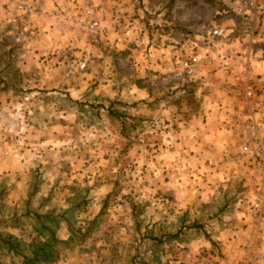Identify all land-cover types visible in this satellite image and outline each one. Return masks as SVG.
<instances>
[{"label": "rangeland", "instance_id": "rangeland-1", "mask_svg": "<svg viewBox=\"0 0 264 264\" xmlns=\"http://www.w3.org/2000/svg\"><path fill=\"white\" fill-rule=\"evenodd\" d=\"M258 33L264 0H0V264L51 234L55 264H226L233 197L202 181L221 141L203 97L215 73L242 77L229 46L264 67ZM197 53L211 70L172 79ZM242 164L237 203L255 183Z\"/></svg>", "mask_w": 264, "mask_h": 264}, {"label": "crops", "instance_id": "crops-1", "mask_svg": "<svg viewBox=\"0 0 264 264\" xmlns=\"http://www.w3.org/2000/svg\"><path fill=\"white\" fill-rule=\"evenodd\" d=\"M253 43H258L264 39V34L258 33L255 34V37L253 38ZM255 45V44H254ZM255 46H260V44H256ZM228 48H232L234 52L244 54L247 59L248 66L250 67V70L253 74H256L258 78L255 86H256V94L257 97L251 101V105L249 107H242L241 103L238 101L236 94L240 92L243 88V76L237 77V78H231L229 77H223V75L220 72L215 73V77H218V84H220L221 87V94H216V97L214 98L213 95L210 96V99H207L206 97H203V105L205 104V109L203 111V116L205 118H213L212 120L213 124H210V136H212L213 133H220L221 141L218 140L217 144L214 146L216 149V152L214 153L215 159L213 158L209 162L211 163V166H213V169H210L211 172L207 173L204 179L202 181H205L206 183L213 184L211 186V194H214L217 197V195H220L221 197L226 194H230L233 197V203L231 206L225 205V209H229L230 211L226 215V219H229L231 226V232H227V236L230 238L229 245L230 246H224V253L226 264H234L235 259L238 257L239 250L237 251L236 258L230 259L229 256L233 255L229 249L231 248V245H242L246 240L248 236V225H247V216H246V202L243 203H237V196L239 193L236 194V191L230 190L231 185L233 181L242 182L243 185L245 183H249V173L248 169L243 168V160L234 159L230 161H224L222 158L225 155L223 153L224 147L229 145L231 147L237 146L238 142L241 140L242 136H239V132L235 129L231 128V123L234 119L239 118L243 119L245 116L250 115L251 117L258 120V116L262 115V112L264 110V67L261 61H259L258 56L256 59L251 60L248 55L250 54V51H252V48L254 50H257V47H250L247 46L246 48L241 47L237 48V46ZM226 48V49H228ZM226 54V52H225ZM198 56H204L203 54H198ZM227 55V54H226ZM218 63V61H217ZM231 65L236 63H232L229 61ZM234 66V65H233ZM236 66H234L236 68ZM221 67V66H220ZM214 70H217V66L213 68ZM237 70L241 71V67H239ZM204 73L200 74L199 76L203 77L199 81L202 82L203 85H207L209 82V78H205ZM198 75V74H197ZM232 75V74H231ZM212 77V76H210ZM214 77V78H215ZM196 78V76H195ZM211 84H214V82H211ZM233 86V88H232ZM218 92V91H217ZM208 100V101H207ZM257 101L256 104L253 102ZM212 102V103H211ZM211 104V105H210ZM260 123V122H259ZM260 126V124H259ZM261 130V129H260ZM251 171V170H250ZM252 172V171H251ZM203 178V177H200ZM221 182H226L227 184L222 185ZM214 184L216 186H214ZM251 186V184H248ZM254 185V183H253ZM214 186V187H213ZM204 187H206V184H204ZM225 187L228 189L226 190ZM210 189V188H209ZM224 189L226 192H224ZM239 192V191H238ZM245 194V193H244ZM249 198H252V191L248 194ZM250 200V199H249ZM51 264V263H50ZM52 264H55L52 262ZM258 264H264V241L261 246L260 250V260Z\"/></svg>", "mask_w": 264, "mask_h": 264}, {"label": "built area", "instance_id": "built-area-1", "mask_svg": "<svg viewBox=\"0 0 264 264\" xmlns=\"http://www.w3.org/2000/svg\"><path fill=\"white\" fill-rule=\"evenodd\" d=\"M247 9L256 7L257 0H239ZM90 30H95L98 24L90 21ZM222 30H214L213 36H221ZM226 56L232 63L239 64L243 76V88L236 94L242 107H249L256 95L253 90L254 74L248 66L246 56L236 53L232 48L226 50ZM214 65L207 56L188 55L180 59L172 72L171 78L177 81L191 82L200 70H211ZM231 128L242 136L234 148L224 147V161L241 159L255 175L252 198L246 203V216L248 225L247 240L241 245L238 257L234 264H258L260 250L264 241V134L260 131L259 121L250 115L243 119L236 118L231 123ZM208 164H211L208 162ZM214 264H222L214 262Z\"/></svg>", "mask_w": 264, "mask_h": 264}, {"label": "trees", "instance_id": "trees-1", "mask_svg": "<svg viewBox=\"0 0 264 264\" xmlns=\"http://www.w3.org/2000/svg\"><path fill=\"white\" fill-rule=\"evenodd\" d=\"M175 235H168L166 236L167 239H175ZM55 239L53 238V235L51 234L50 242L44 241V242H38L29 250V254L27 256L21 257V262L19 264H48L51 262H54V258H52V249H51V242H54ZM8 251H12L13 247L11 244H8L7 247Z\"/></svg>", "mask_w": 264, "mask_h": 264}]
</instances>
